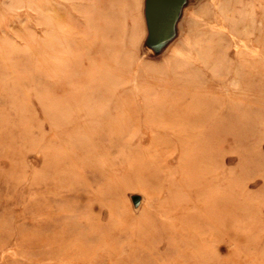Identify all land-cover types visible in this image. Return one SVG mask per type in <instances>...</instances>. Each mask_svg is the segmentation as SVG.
<instances>
[{
	"label": "rangeland",
	"instance_id": "1",
	"mask_svg": "<svg viewBox=\"0 0 264 264\" xmlns=\"http://www.w3.org/2000/svg\"><path fill=\"white\" fill-rule=\"evenodd\" d=\"M147 37L145 0H0V264H264V0Z\"/></svg>",
	"mask_w": 264,
	"mask_h": 264
},
{
	"label": "water",
	"instance_id": "2",
	"mask_svg": "<svg viewBox=\"0 0 264 264\" xmlns=\"http://www.w3.org/2000/svg\"><path fill=\"white\" fill-rule=\"evenodd\" d=\"M188 0H145V20L148 31L147 45L160 53L177 34V24ZM135 206L140 199L133 198Z\"/></svg>",
	"mask_w": 264,
	"mask_h": 264
}]
</instances>
